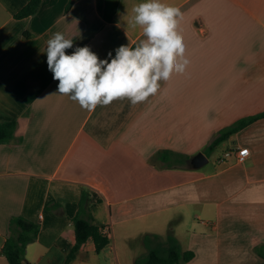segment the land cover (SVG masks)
Returning a JSON list of instances; mask_svg holds the SVG:
<instances>
[{"label": "crops", "instance_id": "obj_1", "mask_svg": "<svg viewBox=\"0 0 264 264\" xmlns=\"http://www.w3.org/2000/svg\"><path fill=\"white\" fill-rule=\"evenodd\" d=\"M70 1L41 0L16 18L28 0H0V121L17 120L0 142V264H8L1 249L17 215L39 225L27 261L64 264L83 189L102 196L91 213L109 227L110 243L97 252L87 239L69 264H135L147 233L173 234L193 250L182 264H264V118L221 143L223 153L247 146L243 163L234 154L210 170L189 163L218 130L264 109V0H163L183 13L185 72L160 81L145 102L116 99L91 111L58 93L46 41L59 31L73 40L67 54L88 46L110 62L109 52L145 38L129 25L143 0H114L110 21L105 0L67 8ZM162 149L189 157L160 167L150 158Z\"/></svg>", "mask_w": 264, "mask_h": 264}, {"label": "clouds", "instance_id": "obj_2", "mask_svg": "<svg viewBox=\"0 0 264 264\" xmlns=\"http://www.w3.org/2000/svg\"><path fill=\"white\" fill-rule=\"evenodd\" d=\"M183 13L163 0H143L134 5L129 25L142 29L144 39L133 48L121 45L115 56L101 60L88 46L73 48L65 33L54 32L46 41L48 70L58 81L57 91L86 110L107 106L127 98L132 105L145 102L157 93L160 81L173 73L182 74L190 61L179 30Z\"/></svg>", "mask_w": 264, "mask_h": 264}, {"label": "trees", "instance_id": "obj_3", "mask_svg": "<svg viewBox=\"0 0 264 264\" xmlns=\"http://www.w3.org/2000/svg\"><path fill=\"white\" fill-rule=\"evenodd\" d=\"M67 5L69 7L70 3ZM41 0H28V2L20 8L16 13V18H22L31 15L37 11ZM117 8V1L105 0L103 16L106 20L113 19ZM28 36V32H24ZM264 118V109L242 116L230 125L218 130L217 135L205 147L208 153L212 152L214 147L227 140L230 135L236 133L248 124ZM17 120L0 121V142L8 141L12 138L16 128ZM208 155V154H207ZM188 155L168 149L158 150L150 161L160 167H175L179 164H185ZM102 196L92 189H83L79 200V208L73 217L74 237L75 241L67 254L64 264L74 258L76 252L81 246L91 238L97 252L101 251L110 243V237L102 232V227L98 226L93 219L91 207L102 201ZM39 231V225L24 216H12L8 222V234L2 246V253L7 259L8 264H30L25 257L26 246L29 242L36 239ZM143 243L147 249L145 255L137 257L135 264H182L189 261L194 256L191 249L182 250L179 240L173 235L168 234L166 238H162L158 234H145ZM258 254L264 258V247L257 248Z\"/></svg>", "mask_w": 264, "mask_h": 264}, {"label": "rangeland", "instance_id": "obj_4", "mask_svg": "<svg viewBox=\"0 0 264 264\" xmlns=\"http://www.w3.org/2000/svg\"><path fill=\"white\" fill-rule=\"evenodd\" d=\"M224 148H225L224 144H218V145H216L214 147V149H213V151L211 153H208L207 150H205V146H204V148L199 150V151L205 152L206 154H209L207 163H205L203 166H201L200 169H202V170H210V169L214 168V166H216L218 163H220L222 161V159L225 158L223 156Z\"/></svg>", "mask_w": 264, "mask_h": 264}, {"label": "built area", "instance_id": "obj_5", "mask_svg": "<svg viewBox=\"0 0 264 264\" xmlns=\"http://www.w3.org/2000/svg\"><path fill=\"white\" fill-rule=\"evenodd\" d=\"M249 153H250L249 148L247 146H244V147H238L235 150H227L223 153V156L229 157L232 154H234L236 161L239 163H243L246 160ZM102 232L104 234L109 235V227L108 226L102 227Z\"/></svg>", "mask_w": 264, "mask_h": 264}, {"label": "water", "instance_id": "obj_6", "mask_svg": "<svg viewBox=\"0 0 264 264\" xmlns=\"http://www.w3.org/2000/svg\"><path fill=\"white\" fill-rule=\"evenodd\" d=\"M208 161V156L203 151H198L192 155L189 159V163L192 167L198 168L203 166Z\"/></svg>", "mask_w": 264, "mask_h": 264}]
</instances>
